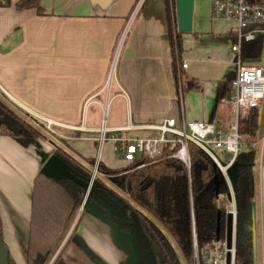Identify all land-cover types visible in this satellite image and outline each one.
<instances>
[{
    "label": "crops",
    "instance_id": "1",
    "mask_svg": "<svg viewBox=\"0 0 264 264\" xmlns=\"http://www.w3.org/2000/svg\"><path fill=\"white\" fill-rule=\"evenodd\" d=\"M19 1H0V100L29 122H54L58 134H43L27 148L0 136L1 239L14 262L26 264L33 180L48 170L56 146L79 160L95 158L106 101L110 130L183 117L226 131L232 120L226 113L229 91L219 88L232 79L236 55L231 51L235 23L214 18L213 0H193L191 32L181 34L178 56L187 64L181 70L185 90L180 98L169 3L144 0L106 90L118 36L138 0H37L43 14L17 9ZM107 145L114 155L113 143ZM80 212L72 240L56 264H138L130 234L95 204L85 203Z\"/></svg>",
    "mask_w": 264,
    "mask_h": 264
},
{
    "label": "trees",
    "instance_id": "2",
    "mask_svg": "<svg viewBox=\"0 0 264 264\" xmlns=\"http://www.w3.org/2000/svg\"><path fill=\"white\" fill-rule=\"evenodd\" d=\"M164 1L168 5V0ZM245 2L264 7V0ZM16 8H34L43 14L37 0H20ZM170 29L174 54L179 56L181 33L175 23L174 39L171 24ZM263 43V34L242 43V58L259 60ZM175 70L174 55V81L178 88ZM179 79L182 81V76ZM180 84L184 93V84ZM191 86L192 83L187 84L186 89ZM230 86V81L221 84L219 91L222 88L230 91ZM259 118L260 109H253L239 121L238 133L247 146L257 137ZM0 136L24 148L44 138L2 100ZM59 149L55 147L53 157L65 174L55 176L51 170L57 168H48L33 180L26 264H49L61 247L52 264L59 261L77 227L79 219L65 239L93 175L94 158L79 161ZM254 154L247 147L237 156V175L228 176L229 183L212 158L192 144L189 145V168L172 158L147 164L143 155L121 169L107 168L100 161L87 203L98 206L115 227L132 236L138 264H194L195 244L201 264V256L208 248L230 241L231 217L221 199L226 198L230 204L233 198L236 208L234 264H255ZM223 160L226 159L223 157ZM100 175L107 176L111 184ZM8 264H16L10 255Z\"/></svg>",
    "mask_w": 264,
    "mask_h": 264
},
{
    "label": "built area",
    "instance_id": "3",
    "mask_svg": "<svg viewBox=\"0 0 264 264\" xmlns=\"http://www.w3.org/2000/svg\"><path fill=\"white\" fill-rule=\"evenodd\" d=\"M3 2V0H0ZM144 0H138L130 14L128 23L118 36L112 55L106 79V90L114 80L116 67L121 51L128 36L129 25L136 17ZM169 18L173 30L176 23L175 1L169 0ZM212 14L214 18L232 20L235 23V43L231 51L236 55V70L230 80L229 101L232 104L233 118L228 123L226 131L218 129L214 124L207 122H187L182 117L179 120L165 119L159 124L145 126H128L110 130L106 127L108 104L104 106L101 127L96 138V156L91 166L93 175H97V167L101 158V151L105 142L113 143V153L116 158L126 164H132L141 155L147 158V164L159 162L164 159H176L189 168V145L192 144L209 155L229 183L228 170L235 163L237 156L257 145L251 143L247 146L238 133L239 121L251 110L260 109L264 101V67L244 66L241 56L242 43L253 41L258 35H264V7L250 5L245 0H213ZM175 39V38H174ZM175 43V42H174ZM176 52V51H175ZM176 56V75L180 80L181 70L187 68L185 62ZM178 94L181 98V84L178 83ZM42 134L58 136L55 131L56 124L50 120H31L30 122ZM143 131L151 135L130 136V133ZM222 155L226 160L222 164L217 156ZM99 175V174H98ZM83 208V207H82ZM228 214L231 217V235L229 243L217 244L215 248H208L201 256V264H234L235 258V202L229 204ZM82 210V209H81ZM80 210V211H81ZM194 264H200L196 246H194Z\"/></svg>",
    "mask_w": 264,
    "mask_h": 264
},
{
    "label": "rangeland",
    "instance_id": "4",
    "mask_svg": "<svg viewBox=\"0 0 264 264\" xmlns=\"http://www.w3.org/2000/svg\"><path fill=\"white\" fill-rule=\"evenodd\" d=\"M243 65L244 66H262V67H264V43H263V47L261 50V55H260L259 60H255V61H245L244 60ZM182 78H183V76H182ZM179 81L182 82V84H183V79H182V81H181V79ZM231 111H232V104L229 101L226 105V113L230 112L229 115L231 118H233V113H231ZM110 113H111V111H110ZM225 121H226V119L224 120V122ZM257 132L258 133H257L256 139L252 141V143H256V145H257L255 148H253V150L255 151V154H254V170H253V173H254L253 203H254V213H255V224H254V226H255V241H254L255 253H254V255H255V264H264V101H263L262 107L260 108V118H259V124H258V131ZM108 143L109 142H105L103 149L101 151V158L100 159L103 162H105L106 165H108V167H110V169H121V168L125 167L127 164L124 161L116 158L112 154V152H110V150L108 149V145H107ZM59 145H58V148H60L59 150H61L62 152H65L68 155L72 156V154H70L69 152L64 151L63 146H59ZM54 146H56V145L54 143H52V147H54ZM92 155L96 156V150H94ZM217 156H218L220 162L222 164H224L225 160H223L222 155L217 154ZM72 157H74V156H72ZM53 158L51 160H49L48 164L46 165V168H49L52 165L51 163H53V161H52ZM74 158H76V157H74ZM56 161L58 163V165L55 166L57 169L51 170L52 174L55 176L65 174L64 168L59 165L60 163L58 160H56ZM79 161H81V160H79ZM129 172L130 171H127V173H129ZM100 178L103 181H106L107 184H111L109 182L107 176L100 175ZM112 187H113V185H112ZM113 188H115V187H113ZM85 195H86V193H85ZM85 195H84L83 200H82V203H83V201H85L84 204L87 203V199H88V195H86V197H85ZM85 198H86V200H85ZM221 201L224 203L225 208L229 209V203H228L227 199L222 198ZM82 203H81V205H82ZM79 210H80V208H79ZM79 210H78V214H81V212ZM74 221H75V219H74ZM73 225H74V222H73L72 226ZM70 229L72 230V228H70ZM71 240H72V238L70 239V241ZM69 242L66 245V247L69 245ZM177 253L179 255L180 261L182 262L181 255L179 254V252H177Z\"/></svg>",
    "mask_w": 264,
    "mask_h": 264
},
{
    "label": "water",
    "instance_id": "5",
    "mask_svg": "<svg viewBox=\"0 0 264 264\" xmlns=\"http://www.w3.org/2000/svg\"><path fill=\"white\" fill-rule=\"evenodd\" d=\"M174 1H175V14H176L177 31L179 33H181V34H185V33L191 32L192 13H193V0H174ZM52 161H53V163H51L52 165L49 168H54L55 166L58 165V163H57L55 158H53ZM237 170H238V164L234 163L228 170V173H227L228 176H230L231 178H235V176L237 175ZM92 183H93V177L91 178V181L89 183L86 195H88V193L90 192V188L92 186ZM86 195H85V197H86ZM85 200H86V198H85ZM84 202L85 201H83V203H82V205L80 207V210L84 206ZM70 231H71V229L69 230L68 233H70ZM64 241H63V243H64ZM195 246H196V244H195ZM58 251L56 252V254L58 253ZM56 254H55V256H56ZM8 255H9L8 254V250L3 245V242H2V239H1V235H0V264H8ZM51 262H52V260H51Z\"/></svg>",
    "mask_w": 264,
    "mask_h": 264
}]
</instances>
